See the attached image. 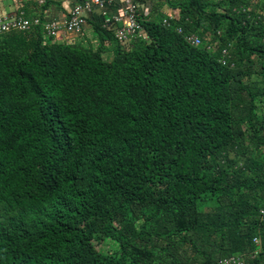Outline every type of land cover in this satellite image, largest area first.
Here are the masks:
<instances>
[{
    "label": "trees",
    "instance_id": "obj_1",
    "mask_svg": "<svg viewBox=\"0 0 264 264\" xmlns=\"http://www.w3.org/2000/svg\"><path fill=\"white\" fill-rule=\"evenodd\" d=\"M164 2L170 25L139 18L147 40L111 61L39 27L0 34V264H216L254 236L247 264H264L247 64L264 78V0Z\"/></svg>",
    "mask_w": 264,
    "mask_h": 264
},
{
    "label": "built area",
    "instance_id": "obj_2",
    "mask_svg": "<svg viewBox=\"0 0 264 264\" xmlns=\"http://www.w3.org/2000/svg\"><path fill=\"white\" fill-rule=\"evenodd\" d=\"M115 1L121 4L120 10L112 13L108 7ZM93 10L99 11L100 27L104 30H112L114 40L122 49H129L137 40H147V34L139 20L138 5L135 0H83L74 4L61 22H42L38 17L27 18L22 12L14 16H4L0 18V34L11 31L29 32L35 27L40 28L42 36L46 39L57 38L60 34H75L82 30L86 24V15L92 13ZM174 18L173 16L162 18L161 25L168 27ZM176 32L181 34L189 45L194 47L201 45V38L196 33H183L179 27ZM209 47L212 49V46ZM229 59L230 49L222 48L218 61L222 65H227L230 62ZM230 65L233 64L230 62ZM259 213L260 215L264 214V202ZM261 241L259 236L252 238V244L255 247L254 253L258 251ZM247 254L250 253L225 256L220 258L216 264H247Z\"/></svg>",
    "mask_w": 264,
    "mask_h": 264
},
{
    "label": "crops",
    "instance_id": "obj_3",
    "mask_svg": "<svg viewBox=\"0 0 264 264\" xmlns=\"http://www.w3.org/2000/svg\"><path fill=\"white\" fill-rule=\"evenodd\" d=\"M83 0H0V18L14 16L20 12L27 18L38 17L42 22H61L72 6ZM139 18L142 20H158L166 16H178V10L167 7L164 0H137ZM121 4L115 1L109 5L112 13L120 10ZM101 17L98 10L86 15V24L82 30L73 34H60L57 38L46 39L43 42L62 45H76L81 48L96 51L104 61H111L121 48L114 40L112 30L100 27ZM122 49V48H121Z\"/></svg>",
    "mask_w": 264,
    "mask_h": 264
},
{
    "label": "rangeland",
    "instance_id": "obj_4",
    "mask_svg": "<svg viewBox=\"0 0 264 264\" xmlns=\"http://www.w3.org/2000/svg\"><path fill=\"white\" fill-rule=\"evenodd\" d=\"M203 40L213 42L214 48L218 44V40L216 38H213V36H210V35H206L205 37H203ZM229 48L230 49L232 48V45L230 43H229ZM247 64H250L251 70L250 68L249 70L252 72L251 77L249 79L250 82L249 81L248 82H249L250 89H251L250 91L254 95L253 112L256 114V116H258L257 118L260 119V125L264 127V123H262V120L264 119V78L262 76V73L260 72V69L257 67V65H251V63L249 62ZM245 68H247V66H245ZM211 205H212V201H207V203L199 205L198 210L199 211H209L211 210ZM133 222L135 225L137 224L139 225L140 223L139 220H134ZM114 225H117V224L114 223ZM94 241L96 242L97 250L101 252L102 254L109 255L110 253H113V249H112L113 247H111L112 246L111 242H107V240H105L104 237L95 238ZM254 251H255V248H253L249 252L250 254H247L246 262L249 259H252L251 256H253V258L257 256L258 251H256V253H254ZM239 254H246V253H239ZM169 260H170V257H166V258H162V260H160L159 263H157L158 261H154V263L152 264H167Z\"/></svg>",
    "mask_w": 264,
    "mask_h": 264
}]
</instances>
